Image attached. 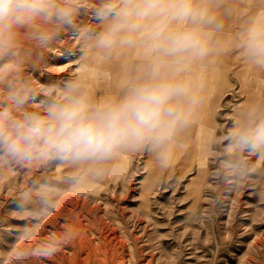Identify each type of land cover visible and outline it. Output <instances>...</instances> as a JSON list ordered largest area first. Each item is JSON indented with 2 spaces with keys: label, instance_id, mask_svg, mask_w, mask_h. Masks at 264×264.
I'll return each instance as SVG.
<instances>
[{
  "label": "clouds",
  "instance_id": "obj_1",
  "mask_svg": "<svg viewBox=\"0 0 264 264\" xmlns=\"http://www.w3.org/2000/svg\"><path fill=\"white\" fill-rule=\"evenodd\" d=\"M84 0H0V84L17 64L16 48L21 30H28L40 46H47L67 27L81 48L62 62L87 59L90 52L105 59L139 49L144 63L140 74L123 93L95 101L82 85L66 76L55 85H11L7 103L0 104V160L21 166L52 161L77 169L69 179L73 193L88 175L128 150L149 147L166 159V149L191 123L202 103V84L193 74L196 66L224 47L218 34L223 29L225 0H104L94 10L102 30L76 26ZM234 46L246 60L264 68V11L250 18L237 33ZM228 149L264 160V110L249 109L228 134ZM243 173L241 162L233 166ZM45 204L71 193L50 184L35 190ZM32 194L24 192L17 210H25ZM58 203V201H57ZM37 215V214H34ZM22 240L31 239L25 233ZM51 256L55 249L37 250ZM17 258L23 252L14 250Z\"/></svg>",
  "mask_w": 264,
  "mask_h": 264
},
{
  "label": "rangeland",
  "instance_id": "obj_2",
  "mask_svg": "<svg viewBox=\"0 0 264 264\" xmlns=\"http://www.w3.org/2000/svg\"><path fill=\"white\" fill-rule=\"evenodd\" d=\"M103 2L84 0L76 26L99 31L93 13ZM81 43L67 27L43 47L21 30L17 67L0 84V104L7 103L9 81L17 87H61L67 77L74 80L82 59L62 61ZM12 59L5 57L0 66ZM236 122L219 121L207 152L187 170L169 164L165 170L140 159L114 179L116 164L109 161L75 193L72 166L0 160V264H264V160L229 151ZM237 162L243 173L233 167ZM41 184L71 195L53 198L52 207L36 194ZM29 190L25 210H17ZM26 232L31 239L22 240ZM49 247L55 249L51 256L37 251ZM14 250L23 255L17 258Z\"/></svg>",
  "mask_w": 264,
  "mask_h": 264
},
{
  "label": "crops",
  "instance_id": "obj_3",
  "mask_svg": "<svg viewBox=\"0 0 264 264\" xmlns=\"http://www.w3.org/2000/svg\"><path fill=\"white\" fill-rule=\"evenodd\" d=\"M221 11L223 29L218 36L224 44L223 50L192 70L202 84L199 91L202 103L191 123L166 149L164 160L149 147L128 150L111 160L113 165L116 164L114 179L129 172L140 159L165 170L168 164L180 165L187 170L197 164L201 154L207 152L219 129V121L239 120L249 109L264 110V103L259 99L261 94L264 100V68L250 64L241 55V50L234 46L237 33L251 17L264 11V0H225ZM143 63L139 49L127 50L108 59L90 52L87 59L75 64L78 72L74 81L79 82L95 101L103 102L121 95L127 84L140 74Z\"/></svg>",
  "mask_w": 264,
  "mask_h": 264
},
{
  "label": "bare ground",
  "instance_id": "obj_4",
  "mask_svg": "<svg viewBox=\"0 0 264 264\" xmlns=\"http://www.w3.org/2000/svg\"><path fill=\"white\" fill-rule=\"evenodd\" d=\"M255 73H256V72H255ZM260 74H261V73H260ZM254 75H255V74H254ZM256 75H257V73H256ZM256 80H257V79H256ZM255 82H256V81H255ZM256 84H257V83H256ZM261 84H262V83H261ZM252 85H253V84H252ZM253 86L255 87V85H253ZM254 92H255V91H254ZM257 93H258V92H257ZM251 96H252V95H251ZM260 97H261V96H260ZM248 99H249L248 101L250 102V98H248ZM252 99H253V98H252ZM252 101H253V100H252ZM252 101H251V103H252ZM254 101H255V100H254ZM254 101H253V102H254ZM245 103H246V102H245ZM245 103H244V104H245ZM251 103H250V105H251ZM254 103H255V102H254ZM256 103H257V102H256ZM245 105H246V104H245ZM253 105H254V104H253ZM243 107H244V106H243ZM246 107H247V106H246ZM249 107H250V106H249ZM261 107H262V106H261ZM244 108H245V107H244ZM248 109H249V108H248ZM261 109H262V108H261ZM245 110H246V108H245ZM242 111H243V110H242ZM204 176H205V175H204ZM204 181H205V180H204ZM197 184H198V183H197ZM199 185L202 186V183H201V184L199 183ZM196 186L198 187V185H196ZM197 187H196V188H197ZM75 199H76V197L74 198V200H75ZM74 202H75V201H74ZM76 203H77V202H76ZM76 203H75V204H76ZM61 207H62V206H61ZM59 211H60V210H59ZM51 224H52V222H51ZM53 224H55V223L53 222ZM40 233H41V232H40ZM38 235H39V234H38ZM41 235H42V234H41ZM36 237H37V236H36Z\"/></svg>",
  "mask_w": 264,
  "mask_h": 264
}]
</instances>
